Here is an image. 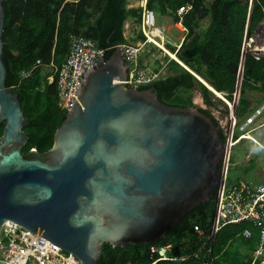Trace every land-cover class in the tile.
Returning a JSON list of instances; mask_svg holds the SVG:
<instances>
[{"label":"water","instance_id":"water-1","mask_svg":"<svg viewBox=\"0 0 264 264\" xmlns=\"http://www.w3.org/2000/svg\"><path fill=\"white\" fill-rule=\"evenodd\" d=\"M4 1L0 234L14 222L73 253L81 264H98L104 243L117 248L166 238L220 186L228 150L220 126L196 104L171 106L154 88L128 86L119 45L100 67L87 71L53 147L25 153L29 120L7 86Z\"/></svg>","mask_w":264,"mask_h":264},{"label":"trees","instance_id":"trees-1","mask_svg":"<svg viewBox=\"0 0 264 264\" xmlns=\"http://www.w3.org/2000/svg\"><path fill=\"white\" fill-rule=\"evenodd\" d=\"M132 4L133 0L4 1L6 20L3 41L4 59L8 64L7 86L14 87L18 93L29 120V125L24 128L29 136L25 153L33 148L40 152L51 149L57 129L67 118V114L58 108L55 82L47 83L44 92L49 101L47 108L40 110L44 93L39 90L42 87L41 67L55 66L58 70L67 58L73 39L79 36L92 39L99 48L106 49V59H109L119 45H128L126 23L140 17L141 10L131 7ZM188 5L192 6L191 10L180 16L179 9ZM148 6L155 11H159V8L170 9L176 15L175 23H181L191 36L199 30L203 21H207L205 30L186 45L182 44L176 52L177 57L218 92H225L229 96L236 92L243 42L264 20V0H148ZM198 85L199 79L186 69L182 74L139 88H154L162 102L188 107L193 105V90ZM261 86L264 87V57L249 54L244 60L238 119L250 113L252 104L249 91ZM201 92L205 103L209 104L207 89L203 88ZM35 113H38L37 117ZM221 137L226 141L222 134ZM216 203L217 191L208 202L196 207L182 222L172 227L166 238L155 243L117 248L103 244L98 264H151L157 258L151 251L154 245H170L171 250L167 255L179 259L164 260L160 264H202L209 250L212 257H220L238 237L254 250L257 238L247 239L243 236V231L251 228L246 222L227 226L208 241L212 236ZM196 226L204 231V235L195 230ZM197 254L199 257H195ZM250 259L251 256L246 264Z\"/></svg>","mask_w":264,"mask_h":264},{"label":"built area","instance_id":"built-area-1","mask_svg":"<svg viewBox=\"0 0 264 264\" xmlns=\"http://www.w3.org/2000/svg\"><path fill=\"white\" fill-rule=\"evenodd\" d=\"M192 6L179 9V15L183 16ZM149 33L155 38L161 37L163 31L156 27L155 15L148 8L144 10L143 30L150 40ZM124 46V57L128 64L129 77L128 86H145L152 84L156 76H151L145 72H130V66L138 64L141 48L129 45ZM144 46V45H143ZM106 49L99 48L96 42L84 36L73 39L69 53L62 66L57 70L55 86L57 92V105L61 112L68 114L74 105V98L83 86L84 77L92 67L98 68L102 60L106 58ZM41 64V62H38ZM136 71V70H135ZM243 80V76H242ZM242 84V83H241ZM235 102L228 103L230 113V134L226 141L228 150L226 152L225 169L221 167V183L217 192L216 212L212 227V236L208 241L227 226L247 223L251 228L243 231V236L247 239L257 238L256 248L253 250L249 264H264V184L255 181H230L229 169L231 166L232 149L239 141H244V137L251 135L262 128L264 124H257L259 118L264 114V102L260 107L245 116L243 124L239 125L238 106L241 96L240 89L235 93ZM236 109V111H235ZM264 153V145L255 138L252 140ZM264 172V168H263ZM195 230L204 235L200 227ZM171 246H152L151 251L157 255L151 264H160L161 261H176L177 258L169 257L167 252ZM199 257V254L195 255ZM0 259L8 264H81L80 260L73 254L66 251L59 245L26 229L14 222H7L0 234ZM184 260V259H180ZM205 264V263H204Z\"/></svg>","mask_w":264,"mask_h":264},{"label":"rangeland","instance_id":"rangeland-1","mask_svg":"<svg viewBox=\"0 0 264 264\" xmlns=\"http://www.w3.org/2000/svg\"><path fill=\"white\" fill-rule=\"evenodd\" d=\"M131 7H135L141 10V14L140 17L136 20H130L126 23L125 37L128 40V45L135 48H141V53L138 58V64L132 67L130 66V72L136 73L141 71L151 76L157 75L155 81L165 79L169 76L182 74L186 69L177 61L173 60L170 55H168V53L160 48L156 43H154L152 40L150 41L147 35L144 33V10L148 7V9L154 13L156 27L161 28V30L163 31L161 37L155 38L154 36L156 35L152 36L149 33L148 28V34H150L153 39L160 42L169 51L173 53L175 52V54L181 49L183 43H185L186 45L188 42L192 41L199 32L205 30L208 22L203 21L200 24L199 30L196 31L193 36H191L189 35L188 30H186L181 23H175L174 19L176 15L170 9L159 8V11H155L152 8H149L148 0H133V4L131 5ZM181 52H183V49L181 50ZM249 54L254 55L258 58L264 57V20H262L258 24L252 35L246 36V38L244 39L242 47V62L239 69L237 90L240 89V85L242 83L244 60L245 57ZM194 73L195 72L193 71V74ZM56 74L57 67L55 66L41 67L40 76L42 87L39 89L41 90V92L45 91L47 83H54ZM23 76L27 77L25 76V74H23ZM203 88L207 89L209 93V104L205 103L203 94L201 92V89ZM235 93L229 96L227 93L223 92L224 99H222L213 94L208 88H206L200 82V80L199 85L196 86V88L193 90V104H196L200 109L208 112L215 119L217 124L220 126V132L224 136L226 141L229 138L231 126V122L229 119L231 109L228 103L230 102L233 104L235 102L237 97ZM249 99L252 104L250 110L251 113L253 112L257 104L264 100V87L261 86L256 90H250ZM42 101L43 106L40 108V110H45L49 101L47 96L45 95V92L43 93ZM197 101L202 102L198 103ZM37 115L38 113L34 114L35 117H37ZM244 118L245 116L238 120L239 125L243 124ZM261 121H264V116L261 118ZM253 135L264 144V128L258 130ZM259 152V147L250 140H244L238 145L234 146L232 149L233 160L229 169L230 178L236 181H255L257 183H264V173L259 172L257 174V171L264 167V153H262V156L259 159L258 163ZM253 160L257 161V164L255 165L256 171L246 173V166L248 167L250 164H252ZM221 167L225 169V163L222 162ZM212 243L213 241L211 242V244ZM241 243V238H236L231 246H229L220 257H212L209 250L208 255L204 259L205 264H246L249 261V252L246 254H242L241 251H239Z\"/></svg>","mask_w":264,"mask_h":264},{"label":"bare ground","instance_id":"bare-ground-1","mask_svg":"<svg viewBox=\"0 0 264 264\" xmlns=\"http://www.w3.org/2000/svg\"><path fill=\"white\" fill-rule=\"evenodd\" d=\"M149 36H150V41L152 40L154 43H156L160 48H162L165 52H167L168 53V55H170V57L173 59V60H175V61H177L179 64H181L182 66H184V67H186L188 70H190L192 73H193V70L191 69V68H189L188 66H186L185 65V63H183L178 57H177V55L175 54V53H173V52H171V51H169L166 47H164L160 42H158V41H156L155 39H153L152 37H151V35L150 34H148ZM194 75L200 80V82L206 87V88H208L213 94H215L216 96H218V97H220V98H222V99H224V94H223V92H218L213 86H211L203 77H201L200 75H198L197 73L195 74L194 73ZM198 103H201L202 101H197ZM254 137L252 136V134L251 135H248V136H246V137H244V139H246V140H252ZM241 141H239L238 143H236L235 144V146L236 145H238L239 143H240Z\"/></svg>","mask_w":264,"mask_h":264},{"label":"crops","instance_id":"crops-1","mask_svg":"<svg viewBox=\"0 0 264 264\" xmlns=\"http://www.w3.org/2000/svg\"><path fill=\"white\" fill-rule=\"evenodd\" d=\"M264 102V100L262 101V102H260V103H258L257 104V106L255 107V109H257L258 107H260L261 105H262V103ZM254 109V110H255ZM253 110V111H254ZM264 116V114L259 118V123H258V121H257V123H258V125L259 124H264V121H261V118ZM257 125V124H256ZM262 128H264V126L262 127ZM262 128H259L258 130H260V129H262ZM258 130H256L254 133H256ZM253 133V134H254ZM253 137H254V135H253ZM258 142H260V143H262L259 139H257L256 137H254ZM263 144V143H262ZM264 145V144H263ZM262 151L260 150V152H259V155H258V163H259V159L261 158V156H262ZM257 164V161L256 160H253L252 161V164H250L248 167L246 166V173L248 172V173H250V172H253V171H256V169H255V165ZM263 168L264 167H262L260 170H258L257 171V174L259 173V172H263ZM264 173V172H263ZM234 180V179H233ZM262 184H264V183H262ZM239 251H241V253L242 254H246V253H248L249 254V258H250V256L252 255V252H253V249H251L247 244H245L243 241H242V243H241V246L239 247ZM245 251H247V252H245ZM245 252V253H244Z\"/></svg>","mask_w":264,"mask_h":264},{"label":"flooded vegetation","instance_id":"flooded-vegetation-1","mask_svg":"<svg viewBox=\"0 0 264 264\" xmlns=\"http://www.w3.org/2000/svg\"><path fill=\"white\" fill-rule=\"evenodd\" d=\"M10 89L12 90L13 93L18 94L15 92L14 87H11ZM18 97H19V95H18ZM21 106H22V103H21ZM3 125H4V123L0 124V132H2V133H3Z\"/></svg>","mask_w":264,"mask_h":264}]
</instances>
